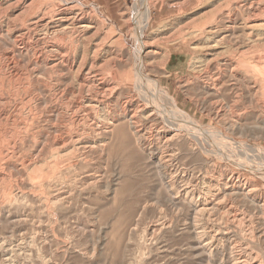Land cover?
Wrapping results in <instances>:
<instances>
[{
    "label": "rangeland",
    "instance_id": "obj_1",
    "mask_svg": "<svg viewBox=\"0 0 264 264\" xmlns=\"http://www.w3.org/2000/svg\"><path fill=\"white\" fill-rule=\"evenodd\" d=\"M142 1L0 0V264H264V0Z\"/></svg>",
    "mask_w": 264,
    "mask_h": 264
},
{
    "label": "bare ground",
    "instance_id": "obj_2",
    "mask_svg": "<svg viewBox=\"0 0 264 264\" xmlns=\"http://www.w3.org/2000/svg\"><path fill=\"white\" fill-rule=\"evenodd\" d=\"M143 2V3H142ZM141 3V9H145V10H143V11H141V10H137V19H143V20H150V17H151V11H150V8H149V4H148V2H149V0H143ZM139 8V7H138ZM136 12V11H135ZM141 20H140V22H141ZM137 21V20H136ZM143 22V21H142ZM141 22V23H142ZM139 23V22H138ZM146 25H147V23H146ZM141 27H142V24H141ZM142 29V28H141ZM140 29V30H141ZM141 34H142V31L140 32ZM143 60H142V58H139V63H138V72H137V74H138V85H140V86H142V87H145V86H148V90H149V88H150V91H151V94H153L154 95V98L155 99H161V98H159V96H164V98H165V101H167V103H168V106L167 107H169L170 106V108H171V110H169L167 107H166V105H165V102H163L164 104H161V103H156V102H152V104H153V107H154V110L155 111H161L159 108H161V107H163V110H165L168 114H169V116L167 115V114H164V119H166V121L168 120V122H178L179 123V125H181L182 127H185L186 129H188V130H191L193 133H194V135H193V137L198 141V139H200L201 138V136H203V138H205V139H207V137L205 136V135H207L208 133H212L210 130H207V129H204L203 128V126L201 125V124H199L197 121H195V119H193L192 117H190L189 116V114L187 115V114H185V113H183L180 109H179V107H178V105L176 104V102H175V100H174V98L173 97H171L170 96V94H168V92H166L164 89H162V88H160L159 87V85L154 81V80H150V78H147L144 74H143V62H142ZM141 88V87H140ZM154 99V100H155ZM162 100V99H161ZM163 101V100H162ZM152 110V109H151ZM155 113V112H154ZM154 115V114H153ZM134 116V115H133ZM137 116V115H136ZM132 117V116H131ZM131 120H132V118H131ZM136 120V119H135ZM131 122V121H130ZM137 122V124H138V121H136ZM140 122V121H139ZM133 124V123H132ZM139 125V124H138ZM169 125V124H168ZM171 125H173L172 127H174L175 128V126H174V124H171ZM176 126H177V124H176ZM123 127V126H122ZM130 127H131V125H130ZM139 127V126H138ZM135 128H136V126H135ZM210 128V127H209ZM132 129V128H131ZM139 129H141V127H139ZM139 129H137L138 131H139ZM134 131V130H133ZM177 132V131H176ZM136 133V132H135ZM172 133V132H171ZM178 133V132H177ZM180 133V132H179ZM138 134V133H137ZM182 134H185V133H182ZM174 135V134H173ZM186 135V134H185ZM187 135H189V133L187 134ZM139 137V136H138ZM173 137V136H172ZM184 138V137H183ZM189 138V137H188ZM139 139H141V138H139ZM138 139V140H139ZM225 139V138H224ZM175 140V139H174ZM185 140V139H184ZM191 140V139H190ZM208 140V139H207ZM141 141V140H140ZM139 141V142H140ZM176 141V140H175ZM200 141V140H199ZM209 142H211V140H208ZM208 141H207V143H208ZM224 141V140H223ZM138 142V143H139ZM181 142V141H180ZM203 142H205V141H203ZM226 142V141H225ZM224 142V144H226ZM206 143V142H205ZM206 143V144H207ZM141 144V143H140ZM179 144V143H178ZM227 146H234V149L235 148H237V149H239V150H242L243 151V149H249L250 148V150L252 149V152H254L255 154H257V155H259V156H262V157H264V148L263 147H260V146H257V145H249V144H247V143H243V142H241V143H235V142H233L231 139H228L227 140ZM236 146V147H235ZM230 148V147H229ZM230 149H233V148H230ZM233 149V150H234ZM187 150V149H186ZM238 150V151H239ZM190 151V150H189ZM237 151V150H236ZM242 151H241V153H242ZM169 165V164H168ZM163 173V172H162ZM173 186V185H172ZM251 189V188H250ZM251 191V190H250ZM249 192V191H248ZM175 194V193H174ZM248 195V194H247ZM249 196V195H248ZM253 196V195H252ZM191 198H193V197H191ZM190 199V198H189ZM252 199V198H251ZM263 199H264V197H263ZM258 200H260L259 198H258ZM191 202H193V201H191ZM205 202H207V201H205ZM209 202V201H208ZM207 202V203H208ZM261 204V203H260ZM259 204V205H260ZM197 205V204H196ZM215 205V204H214ZM204 206V205H203ZM207 208V207H206ZM263 208V207H262ZM202 209H204V208H202ZM207 210V209H206ZM206 210H204V212L206 211ZM199 212H200V210H198ZM201 213V212H200ZM197 225V224H196ZM196 225H194V226H196ZM201 226V225H200ZM205 226V225H204ZM198 227V226H197ZM202 227V226H201ZM201 229H203V230H205L203 227L201 228ZM205 233V232H204ZM198 234H200V233H198ZM240 260V259H239ZM236 262V261H235ZM235 264H240V262L239 261H237Z\"/></svg>",
    "mask_w": 264,
    "mask_h": 264
}]
</instances>
